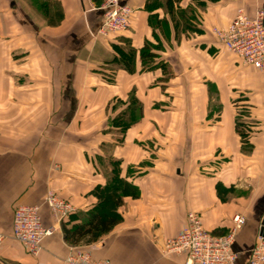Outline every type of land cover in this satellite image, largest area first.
I'll return each instance as SVG.
<instances>
[{
	"label": "crops",
	"instance_id": "1",
	"mask_svg": "<svg viewBox=\"0 0 264 264\" xmlns=\"http://www.w3.org/2000/svg\"><path fill=\"white\" fill-rule=\"evenodd\" d=\"M50 1L63 15L58 26L26 0H0V264H63L78 250L111 264H186L165 244L191 212L217 236L245 216L234 251L237 264H250L264 237V72L212 29L239 10L264 11V0H183L177 9L194 13L190 29L164 8L148 10L153 0H121L133 9L131 27L107 37L105 0ZM151 16L165 23L154 29ZM121 37L137 51L159 39L155 61L164 66L142 72L138 55L134 73L106 81ZM114 170L135 196H124L123 221L101 240L73 247L61 225L33 257L14 239L19 206H40L44 227L53 225L50 190L75 206L68 225L81 223Z\"/></svg>",
	"mask_w": 264,
	"mask_h": 264
},
{
	"label": "built area",
	"instance_id": "2",
	"mask_svg": "<svg viewBox=\"0 0 264 264\" xmlns=\"http://www.w3.org/2000/svg\"><path fill=\"white\" fill-rule=\"evenodd\" d=\"M101 9L104 11L101 36L107 37L126 32L131 27L133 9L121 3V0H105ZM212 34L224 47L242 62L264 72V11L256 10L250 17L244 10H239L233 21L225 28H213ZM53 225L44 227L41 207L22 205L14 215L13 236L23 245L27 253L39 257L43 242L52 236L62 222L76 212L75 206L50 190L45 197ZM231 231L217 236L204 228L202 217L198 213L188 214L182 230L166 241L168 255H186V264H237L238 254L234 243L238 231L245 225L246 218L237 214L233 218ZM63 264H111L107 260H95L88 251H73ZM250 264H264V237L251 252Z\"/></svg>",
	"mask_w": 264,
	"mask_h": 264
},
{
	"label": "trees",
	"instance_id": "3",
	"mask_svg": "<svg viewBox=\"0 0 264 264\" xmlns=\"http://www.w3.org/2000/svg\"><path fill=\"white\" fill-rule=\"evenodd\" d=\"M104 0H94L97 6H101ZM183 0H153L148 3L146 8L148 10L164 8L166 14H168L173 22H177L183 29L192 28V23L195 19L194 13L191 10H180L177 9L178 5ZM44 5V4H43ZM48 8L49 13V25L58 26L63 19V15L59 7L52 1L50 3H45ZM165 22L159 21L156 18L154 22V16L150 17V25L155 29L156 24L160 25ZM196 30V29H195ZM199 32V31H198ZM154 35L156 33L154 32ZM122 45H113V49L116 53V58L114 60L113 66H117V70H113L112 75L106 76L109 83L115 81V75L119 70L126 71L127 73H134L136 71V63L138 55L142 62V72L151 71L156 67L162 65L158 63L155 59L158 55L155 53L156 50H161V45L159 44V39L157 44L147 41L144 47L137 51L129 38L121 37ZM164 66V65H162ZM165 69V68H163ZM133 101L132 97L130 99ZM138 107L131 109L130 121L135 117H138ZM130 121H124L121 125L123 131L129 126ZM130 122V124H131ZM238 132L240 134L243 131L240 128V123L238 122ZM94 196L98 199V204L91 209L88 213L82 214L84 217L82 222L79 224H74L69 226L67 219L62 222V230L64 233L65 241L75 247L82 243L93 244L101 240L105 235L110 233L116 226H118L122 221L123 217L119 213V209L124 205V196L132 194L135 196L133 190L120 178L117 170L111 173V178L108 184L104 187H98L94 191ZM81 216V214H80Z\"/></svg>",
	"mask_w": 264,
	"mask_h": 264
},
{
	"label": "rangeland",
	"instance_id": "4",
	"mask_svg": "<svg viewBox=\"0 0 264 264\" xmlns=\"http://www.w3.org/2000/svg\"><path fill=\"white\" fill-rule=\"evenodd\" d=\"M28 5L38 11L44 18H48V8L45 3H50V0H26ZM44 4V5H43Z\"/></svg>",
	"mask_w": 264,
	"mask_h": 264
}]
</instances>
